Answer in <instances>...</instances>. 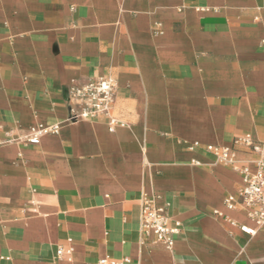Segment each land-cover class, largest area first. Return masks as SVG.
Returning a JSON list of instances; mask_svg holds the SVG:
<instances>
[{"label": "crops", "instance_id": "crops-1", "mask_svg": "<svg viewBox=\"0 0 264 264\" xmlns=\"http://www.w3.org/2000/svg\"><path fill=\"white\" fill-rule=\"evenodd\" d=\"M105 77L120 125L68 122L70 84ZM40 124L57 134L17 141ZM243 136L264 144V0H0V264H264V225L224 205L240 173L204 148Z\"/></svg>", "mask_w": 264, "mask_h": 264}, {"label": "built area", "instance_id": "built-area-1", "mask_svg": "<svg viewBox=\"0 0 264 264\" xmlns=\"http://www.w3.org/2000/svg\"><path fill=\"white\" fill-rule=\"evenodd\" d=\"M116 84L113 79L97 78L84 84L71 83L68 88V98L72 103L69 110L68 122L88 121L97 117L107 119L109 132H114L119 122L112 116L111 111L115 99ZM57 125H36L17 139L18 142L37 145L40 139L49 134H57ZM197 147L198 143H194ZM243 146L259 154L253 163V170L246 167H237L235 147ZM205 150L211 154L217 163L228 166L240 173L242 186L237 192V199L226 198L224 205L229 210L240 209L247 217L255 221L258 227L264 225V144L254 143L249 136L234 139L231 147L205 145ZM216 214V212H215ZM140 227L144 233H152L153 242L163 244L171 249L174 236L178 233L179 224L172 222L167 215L166 207H158L154 198H142L140 210ZM243 233L255 235L256 230L240 227ZM71 246L67 250L58 248L56 257H69ZM126 260H123L125 262ZM99 264H121V262L104 258Z\"/></svg>", "mask_w": 264, "mask_h": 264}]
</instances>
